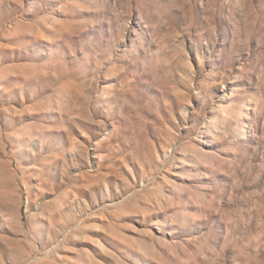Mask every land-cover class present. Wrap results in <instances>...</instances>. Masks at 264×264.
<instances>
[{"label":"rangeland","instance_id":"1","mask_svg":"<svg viewBox=\"0 0 264 264\" xmlns=\"http://www.w3.org/2000/svg\"><path fill=\"white\" fill-rule=\"evenodd\" d=\"M0 264H264V0H0Z\"/></svg>","mask_w":264,"mask_h":264}]
</instances>
